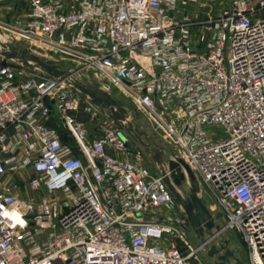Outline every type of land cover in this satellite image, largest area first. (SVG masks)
Instances as JSON below:
<instances>
[{
  "label": "built area",
  "instance_id": "2783aa9c",
  "mask_svg": "<svg viewBox=\"0 0 264 264\" xmlns=\"http://www.w3.org/2000/svg\"><path fill=\"white\" fill-rule=\"evenodd\" d=\"M192 1L0 0V30L62 71L0 52V264H202L164 182L175 177L142 163L122 119L106 112L91 137L71 114L72 74L88 70L135 102L248 264H264V0H226L198 31L177 15ZM22 7L19 22L3 19Z\"/></svg>",
  "mask_w": 264,
  "mask_h": 264
},
{
  "label": "rangeland",
  "instance_id": "374dc122",
  "mask_svg": "<svg viewBox=\"0 0 264 264\" xmlns=\"http://www.w3.org/2000/svg\"><path fill=\"white\" fill-rule=\"evenodd\" d=\"M226 3V0H194L185 6H179L177 11L179 16L187 18L192 23V30L198 31L200 22L209 18H215L220 13V7ZM22 18L20 12H14V10L7 11L3 14L5 21L17 23ZM0 33L3 34V38L0 40V52L4 51L3 46H7L11 51H15L18 54L23 52L39 56L34 49H30L29 45L23 40L8 38V34L2 30ZM0 56H2L0 54ZM25 59L29 60L28 56L25 55ZM31 61V60H29ZM66 65L62 67L63 70H67ZM72 79L79 83L82 87L87 88L97 100H100L102 104L97 105L92 101V98L84 95L78 88L72 87L75 92L80 96L78 106L76 109L71 111V114L81 121L85 122L87 131L91 137L97 136V129L102 120V116L106 112L116 114L119 112L120 116L127 118V131L133 145L139 147L143 152L142 163L147 164L153 174H158L161 169L168 170L172 177H177L181 172L178 163L173 159L174 150L171 145L167 144L160 133L154 130L149 118L144 115L135 104L132 99L123 93V91L117 87L111 88L109 91H104L99 84V73L93 71L75 72L72 74ZM84 94V93H82ZM91 103V104H90ZM86 104L92 106V111L87 112L84 110ZM114 110V111H113ZM119 116V115H118ZM59 128V124L55 125ZM31 175L30 170H26L19 175L21 179H26L27 176ZM185 176V175H184ZM175 179V178H174ZM180 201L185 202V199L194 193L201 197L215 218V225L218 228H212L210 233H206L202 239L197 238L192 228L188 230V238L191 247L196 248L197 258L202 264H217L216 258L209 257L207 255L208 249L211 245L219 249V244L222 239L227 240V246L234 250V256L240 260L243 264H248L247 261V248L245 247L240 235L233 230H226L222 228L223 221L219 216V208L209 192L206 185L202 183L199 177L192 179H184L180 185L176 186ZM62 196L61 192H57L53 197ZM181 202L176 200L175 212L183 211ZM190 226V225H189ZM179 245L181 242H178ZM222 252H220L221 254Z\"/></svg>",
  "mask_w": 264,
  "mask_h": 264
},
{
  "label": "water",
  "instance_id": "95a60500",
  "mask_svg": "<svg viewBox=\"0 0 264 264\" xmlns=\"http://www.w3.org/2000/svg\"><path fill=\"white\" fill-rule=\"evenodd\" d=\"M4 56H8L9 53H1ZM27 55L29 60L33 61L37 66L41 67L45 73L48 76H61L62 71L57 69L56 64L42 59L39 56H35L32 54H29L26 52H23L22 56ZM77 88L84 94L88 95L89 97L92 98V101L96 102V98L94 97L93 93H91L87 88L82 87L80 84H77ZM53 112H54V118L59 119L60 113L57 110L56 105H53ZM123 139L125 137L121 135ZM62 140L67 143L72 140L71 137H68L67 134L62 135ZM126 146L130 149H133L132 146L128 143H126ZM181 165L183 166L185 173L187 174L189 179L194 180V174L192 171L189 169L187 164L183 161L180 162ZM185 176L184 174H180L179 176L175 177L173 182L171 183L168 178H164V182L167 186V189H169L170 193L172 196L175 198V200L180 201L177 189H175L176 186L180 185V183L184 180ZM183 207V212L188 219L190 228H192L193 232L196 234L197 238L202 239L206 233H210V230L214 228H218L217 225H215V218H213L212 213L209 211V208L207 206V203L204 202V200L197 196L194 193H190V195L185 199V202L182 203ZM219 249L217 247L211 245L208 249L207 255L209 257H214L216 258L217 264H243L240 262L238 258L234 256V250L230 249L227 246V240L222 239L221 243L219 244ZM220 252H222L220 254Z\"/></svg>",
  "mask_w": 264,
  "mask_h": 264
},
{
  "label": "crops",
  "instance_id": "0c3cea01",
  "mask_svg": "<svg viewBox=\"0 0 264 264\" xmlns=\"http://www.w3.org/2000/svg\"><path fill=\"white\" fill-rule=\"evenodd\" d=\"M22 10H23V12H22ZM26 10H27V8L26 7H22V9H19V11L20 12H22L21 14H25V12H26ZM24 17H25V15H23ZM18 20L20 19V18H17ZM103 89V88H102ZM104 91H106V90H104ZM100 100H97L96 99V102L97 103H95V104H97V105H101L102 103L101 102H99ZM119 115V116H118ZM110 117L111 118H118V119H122L123 121H124V125H123V131H124V135L127 137V139H128V131H127V118H124V117H122V116H120V114H119V112L118 113H116V114H113V112H112V114H110ZM127 159L129 160V156H127ZM3 178L4 179H7V178H9V175H5V176H3Z\"/></svg>",
  "mask_w": 264,
  "mask_h": 264
},
{
  "label": "trees",
  "instance_id": "16d2710c",
  "mask_svg": "<svg viewBox=\"0 0 264 264\" xmlns=\"http://www.w3.org/2000/svg\"><path fill=\"white\" fill-rule=\"evenodd\" d=\"M56 124H59V128H57V129L59 131H62V127H61L60 123L57 120L54 119L53 122L50 125H52L53 127H55Z\"/></svg>",
  "mask_w": 264,
  "mask_h": 264
},
{
  "label": "bare ground",
  "instance_id": "6f19581e",
  "mask_svg": "<svg viewBox=\"0 0 264 264\" xmlns=\"http://www.w3.org/2000/svg\"><path fill=\"white\" fill-rule=\"evenodd\" d=\"M2 38H3V34L0 33V40H1ZM72 82H73V84L76 83L75 81H72ZM117 122H119V121L117 120ZM194 176H195V175H194ZM185 178H186V175H185ZM185 178H184V179H185Z\"/></svg>",
  "mask_w": 264,
  "mask_h": 264
}]
</instances>
